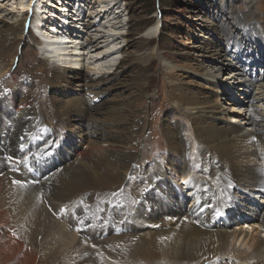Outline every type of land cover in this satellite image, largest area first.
<instances>
[{
	"label": "bare ground",
	"instance_id": "bare-ground-1",
	"mask_svg": "<svg viewBox=\"0 0 264 264\" xmlns=\"http://www.w3.org/2000/svg\"><path fill=\"white\" fill-rule=\"evenodd\" d=\"M49 1L56 11L61 10L57 15L48 10L59 21L51 22V32L42 33L43 19L34 6L28 7L22 0L18 15L12 14L9 22L0 21V85L6 84L0 92V171H4L0 185L5 188L0 194L2 253L12 254L20 264H41L39 257L48 264H60L65 251L82 246L84 239L100 247L81 253L79 258L84 257L86 264H264V239L246 233L240 225H250L255 234L264 232V206L253 198L259 196L258 201L264 202V44L257 38L255 20L239 15L234 20L231 11L214 21L195 14L209 37L199 40L202 46L192 52L188 68L185 62L163 59L150 46L147 35H157L160 21L146 30H139L136 19L114 26L115 33L119 28L135 32L131 40L88 34L85 43L77 41L83 31L71 30L73 25L67 26L66 18L80 19L78 28L85 30L97 16L109 17L117 0L87 17L78 9L82 0H56L59 5ZM251 1L247 2L250 12ZM39 8V12L45 10ZM118 16L109 17L107 22ZM32 27L39 35L33 44L40 55L33 51L44 64L36 65V69L46 70L41 77L17 75L15 80V63L29 48L26 31ZM217 34L221 39L213 38ZM104 38L111 40L101 45ZM119 38L125 44L121 45ZM117 43L118 50L99 56L98 47H117ZM132 46L139 49L132 64L137 65L139 83L129 91L127 102L114 103L116 96L110 101L104 95L111 89L113 94L121 91L118 87L124 82L118 76L125 64H129L126 69L131 66L125 56ZM91 47L96 51H86L90 54L86 61L84 50ZM252 50H258L260 56H253ZM113 52L121 58L118 63L115 59L105 62ZM151 57L162 58L165 78L171 85V103L177 113L186 114L192 121V142L199 146L202 158L193 177L188 155L195 147L189 149V142L182 138L185 126L179 123L162 126L174 157L166 155L160 168L151 172L137 164L145 121L141 110L133 114V97L147 99L153 95L145 85L149 76L143 64ZM95 62H102L103 67L95 70ZM85 67L102 73L90 76ZM189 69L200 74V84L186 72ZM223 70H228L225 76L229 81L238 82L243 99L234 96L230 86L222 87L217 78ZM46 73L49 77L43 78ZM51 89L54 93L47 94ZM221 99L231 106L228 111L219 105ZM163 168L171 170L170 182L186 183L188 191L170 182L168 185ZM186 196L191 197L188 208ZM99 200L103 202L101 213L95 218L92 210ZM65 203L77 211L69 221L60 213ZM51 209L60 215L55 216ZM222 214L226 216L222 218ZM233 222L238 229L229 228ZM6 225L16 226L17 235H9L11 229ZM32 227L36 232L30 231ZM40 235L50 237L53 246L45 241L34 246L33 240ZM235 243L248 247V253L235 251ZM84 261L80 259L82 264Z\"/></svg>",
	"mask_w": 264,
	"mask_h": 264
},
{
	"label": "rangeland",
	"instance_id": "rangeland-1",
	"mask_svg": "<svg viewBox=\"0 0 264 264\" xmlns=\"http://www.w3.org/2000/svg\"><path fill=\"white\" fill-rule=\"evenodd\" d=\"M20 1L21 0H0V21L1 22L4 19H6L9 22L11 21L10 17L12 16V14L18 15L21 12L20 11L21 8L19 5ZM22 1H24L23 2L24 4H29L28 7H31V5L34 6L36 8V9L34 8L35 9L34 11L36 12V14L41 16V20L43 19L42 22L44 24L41 28V31H43L42 33L46 34L48 32H51L50 25L53 24V23L51 24V22L59 23L57 17H54L53 14L48 13V10L54 12L56 15L58 14V12H61V10L56 11L58 9L54 7V5L50 6V4L47 3V0L46 1L45 0H30L31 2L27 0H22ZM50 1H52L53 4H57V5L60 4L56 0H50ZM76 1H79V0H76ZM117 1H118V4L112 8L111 12L109 11V17H116L119 15L118 18L112 22H107L109 17H106V15H104L103 18L100 16H97L94 22L93 21L91 22L90 27L85 28L84 30L82 26H81L82 29L78 28V25H82L81 23H78L80 19H78V21H75V19L67 17L66 25L67 26L73 25L71 30L74 29L75 31H79V32L83 31V33H81V37H78L77 41H80L81 43L83 42L85 43L88 34H91L92 37L94 36L101 37L103 35L112 34L113 36H115L114 38L125 36L127 39L131 40L132 36L133 37L135 36L134 34L135 32H132L129 29L127 32V28H119L120 30H117L119 31V33H115V30L113 29L114 26L120 27L121 26L120 24L126 23V22H132L134 19H136L135 22L138 25L139 30H146L154 26V24L157 21H160L159 22L160 29H158L159 31L157 32V35L155 37H153L152 34L147 35V37L151 38L150 46L154 47L156 49L157 55L163 57V59L168 60V61L171 60L175 63L178 62L179 64H183L185 62V66L189 68L190 64H188L187 62L191 60L193 56L192 52L199 50V48L202 46V42L199 40L209 37V34H207L205 30H203L204 26L202 25L200 20L196 19L194 15L198 13L201 16L214 21V18H219L220 16L223 15V13L227 12L228 14L231 11L234 14V20L238 17V15L244 16L243 19L245 20L254 19L255 23L259 26V29H257L258 31L257 38H260L261 40H263L262 44H264V0H252L251 1V6H252L251 12L247 10L248 0H117ZM81 3L82 4L78 5V9L81 11V15H84L83 17H87L89 13L92 14L91 16H94V14L98 13L100 9L111 6L113 2L112 0H102V1L101 0H82ZM42 5L43 7H41ZM38 8L39 9L42 8L45 10L43 12L41 11L39 12ZM41 20H39L38 24L41 22ZM46 20H47V23L44 22ZM118 20L121 22L117 23ZM241 31H243V29H241ZM34 32L36 31L33 30V27L27 28L26 35H27V40L30 42L29 43L30 49L28 48V50H26L24 53H20L18 61L16 60L15 75H14L15 80L17 79V75L21 76L20 78L27 77L30 74L41 77L42 73L46 70L45 67L37 68V69L43 68V70L36 69L37 66L39 65L43 66L44 64L39 62L38 58L35 56V53H34L35 51L37 55L39 54L37 52V48L35 47V44H33L34 41L38 40V38L36 37V34L38 35V33L34 34ZM144 32L145 31H143L142 33ZM250 35L252 37L253 33H251ZM219 37H218V34L216 36H213L215 40L221 39L222 36L219 34ZM106 39L107 38H104V40L101 41V45L102 44L105 45L111 40L109 39L108 41H106ZM120 39L121 38H119L120 44L121 45L125 44V42ZM119 46H120L119 43H117V47L111 46V44H109L108 46H105V47H101V48L98 47L96 50L101 51L99 54L100 56L107 50L108 51L118 50ZM192 46H199V47H192ZM250 49H253V48H250ZM93 50H95V48L94 49L87 48L86 50H84V52L86 53V51L89 52ZM129 50L130 52L128 55L125 56V59L127 61H130L131 66L127 67L126 69L125 65H129V64H125L122 68L123 71L118 76V79H120L119 81L124 82V85L118 87L121 89V91H119L117 94H113L114 91H111L113 90L111 89L109 93H105L104 95V98L105 99L110 98L109 99L110 101H112V98L116 96V100L113 101L114 103L121 102L124 104L125 102H127L129 100L128 98L131 97V93L129 91L131 90L132 87L137 86L139 83V80H137L136 78V75L139 72L137 70L138 69L137 65L135 64L132 66L136 57L138 56L139 49L138 47L136 48V46H132ZM113 53L114 55L107 58L105 62H107L108 59L110 60L115 59L114 63L116 62L118 63V61L121 58L117 56L115 52ZM252 55L255 57H259L260 52L258 50H252ZM84 56L86 57L85 60L87 61L90 54L86 53L84 54ZM161 57L160 59H162ZM160 59L156 57L154 58L151 57V59H148L146 62L143 63L145 64L147 76H149L147 77L149 81L146 82L145 85H148L150 87V90L148 92H150L153 95L147 97V99H145L144 97H140V95L137 96L136 98L133 97V99H135V105H133L135 108V112L133 114L137 113L136 111L141 110L142 113L140 115L145 121V128H144L143 133H141V138H140L141 143H142V152L139 155V159H137V164L139 166L142 165V167L143 166L147 167L148 171L151 172L154 169L160 168V165L162 164L161 162L162 160H164V157L166 155L168 158L174 157L175 155L172 153L173 151H169V148L166 145V139H165V136H163L162 134V128L165 127L166 125L169 126L172 124L179 123L185 126L184 127L185 130L182 133V138L189 142L190 144L189 149L192 148V146L195 147V150L191 151V153H189L188 155V160L190 161V163L192 162L190 175L193 177L195 174L198 173V169L202 164V158L200 155L199 146H196L197 144L192 142L193 135L191 131L189 130L192 126V121L186 116V114L184 113L182 114L179 111L177 113V111L174 109V105L171 103V97H170L171 85L170 83H168L167 81L168 79L165 78L166 69L165 67L162 66ZM226 59L227 61L230 62L231 58L226 57ZM260 59H262V57ZM102 67H103L102 62H95V68H96L95 70L97 69L100 70ZM135 67L137 69H135ZM84 70L87 73L89 71L88 67L87 68L85 67ZM77 71H80V70H77ZM104 71H107V69H104ZM227 71L228 70H223L217 79L222 82V87L227 88L228 86H230V88L234 91V94H235L234 96L239 98V100L243 99V96L241 95V92H240L242 90H240L238 86V82L235 83L236 82L235 80L229 81V78L225 76L227 74ZM89 72H90L89 73L90 76H93L92 73H95L93 77H96L102 73L101 72L99 74L98 71H94V70L89 71ZM186 72H188V74H190L194 78V80L197 81L198 84L202 82V77L200 76L198 72H195L191 69L187 70ZM44 77H49V74L46 73L45 76H43V78ZM5 85L6 84L0 85V92L5 88ZM62 90L63 88H60V92ZM253 90L254 89H252V91ZM54 91L55 90L51 89V90H47L46 93L47 94H49V92L54 93ZM18 95L20 97V94H17V96ZM219 105H221V108L224 107L223 109H225V111H228L231 108L229 104H224V99L220 100ZM77 121L78 120H75L74 123H77ZM71 129L72 127L69 128V130ZM72 136H73V139L75 140L76 136L75 135H72ZM74 140L72 142H74ZM84 149H85V146L81 145V150H84ZM195 158H197L198 160L197 162L195 161ZM164 164H166L165 161H164ZM165 168H163V172H165V175L167 176L165 177L167 184L170 185L171 183V185L175 186L176 188L184 192L188 191V188H189L188 184L186 183L183 184L180 182L176 183L173 181L170 182L169 177L171 173L169 171L171 170L168 171ZM3 173L4 171H0V176ZM2 189H5V188H3L2 185H0V194L3 193V191L5 192V190H2ZM7 191H8V188H7ZM10 193L13 194V191L11 190L9 194ZM42 196L45 198L46 195L43 194ZM253 198L258 205L264 206L263 201H258V199L260 198L259 196H253ZM190 199L191 197L189 196L185 197V200H184L185 207L189 203ZM43 202L46 203L44 200ZM102 203L103 202L99 200L98 205L93 207L92 212L95 218L97 217V214L99 216V214L101 213L100 206L102 205ZM65 204L63 206L61 205L62 210L60 213H61V216L63 217L67 216L66 220L69 221V218L73 217L74 214L77 213V211H76V208L70 209L69 203H65ZM10 208L12 209V207ZM186 208H188V206ZM50 211L55 216L60 215V213L57 215V211L55 212L54 209H51ZM52 214H49V216L53 218ZM91 220L93 219L91 218ZM91 223L92 222H90L89 225L92 228L94 224H91ZM240 225L244 227L246 233L254 234L264 239V232H256L255 234L254 233L255 231H252L253 228L250 225L243 223V222H240ZM236 226L237 225L233 222L229 225V228L233 227V228L238 229V227ZM15 227L12 228V226H10V228L9 227L7 228V229H11L9 231V235H12V236L17 235V231ZM0 228H2L1 225H0ZM35 230L36 228L32 227L30 231L33 233V232H36ZM49 232H51V230ZM43 238L44 236L42 237L40 235L38 236V238L34 239L33 240L34 246L37 242L40 243V241H45L47 244L51 243L49 242L51 241L50 237H47L46 239L45 238L43 239ZM77 239L78 237L76 236L73 242L76 243ZM82 240L84 241V243H82V246L78 245L77 248L70 247V249L68 248V250L65 251L64 255L61 257L62 259L63 258L64 259L61 261L60 264H82L80 262V259L81 261L82 260L84 261V257L83 258H79V257L81 256V253L85 249L91 248L96 251L97 249H100V247H98L95 243H90L89 245L88 243H86L84 239ZM25 243L28 247L33 248V246L29 245L31 243H27V242ZM50 245L53 246V244H50ZM234 246H235L234 249L237 252L245 254V253H248L249 251V249H247L248 247L243 246L239 243H235ZM2 248H3V245L1 244V240H0V249H1L0 250V264H17V263L20 264L19 259H17V261H15V259H12V254L2 253ZM66 253H67V256H65ZM37 255L39 257L38 252H37ZM18 256L19 255H17V257ZM39 258H40L39 260L41 264H48L47 260H42L43 257H39ZM83 263L86 264L85 261ZM54 264H58V263L56 262ZM98 264H101V263L98 262ZM132 264H147V263L144 261H136V262H133Z\"/></svg>",
	"mask_w": 264,
	"mask_h": 264
},
{
	"label": "snow or ice",
	"instance_id": "snow-or-ice-1",
	"mask_svg": "<svg viewBox=\"0 0 264 264\" xmlns=\"http://www.w3.org/2000/svg\"><path fill=\"white\" fill-rule=\"evenodd\" d=\"M9 159H11V157H9ZM16 183H20V181L17 180ZM216 214H217V215H221V213H219V212H217Z\"/></svg>",
	"mask_w": 264,
	"mask_h": 264
}]
</instances>
